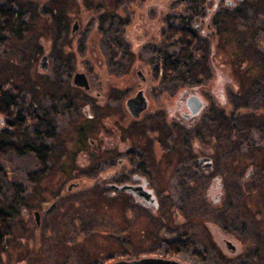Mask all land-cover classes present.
Instances as JSON below:
<instances>
[{
    "label": "flooded vegetation",
    "instance_id": "flooded-vegetation-1",
    "mask_svg": "<svg viewBox=\"0 0 264 264\" xmlns=\"http://www.w3.org/2000/svg\"><path fill=\"white\" fill-rule=\"evenodd\" d=\"M226 1L122 3L105 29L90 18L82 58L88 71L76 66L60 97L63 112L87 124V136L79 143L68 132L64 161L50 164L58 171V188H52L58 204L91 192L99 209L117 210L122 224L135 212L166 219L164 248L175 236L169 219L192 205L201 212L208 207L214 220L202 222L206 242L199 250L192 245L198 254L186 251L201 264H264V40L253 37L261 50L250 44L226 50L223 14L235 10ZM80 24L72 22V37ZM95 39L103 53L94 49ZM56 62L58 74V51ZM76 72L85 74L88 88L72 82ZM2 119L0 125L10 127ZM175 202L187 205L176 209ZM8 203L12 213L14 199ZM43 208L42 214L20 210L31 218V240L58 227V206ZM7 220L10 230L13 217ZM158 250L159 244L143 257L174 256Z\"/></svg>",
    "mask_w": 264,
    "mask_h": 264
},
{
    "label": "rangeland",
    "instance_id": "rangeland-1",
    "mask_svg": "<svg viewBox=\"0 0 264 264\" xmlns=\"http://www.w3.org/2000/svg\"><path fill=\"white\" fill-rule=\"evenodd\" d=\"M149 2L156 3L161 0H149ZM249 3L250 7H254V4L264 5V0H250ZM6 4H9L19 14L16 27L20 29L19 35L16 37L6 35L0 28V37L3 39L0 41V88L9 90L15 95L14 111L20 112L25 117L31 112L36 115L33 125L26 128V135L30 134L33 128L44 130L45 121L48 118L53 120L52 127L55 129V138L53 140L37 138L35 144H52L58 148L59 153L62 148L65 149L68 146V132L74 131L73 128L78 125V121L71 118L69 111L63 112L66 106L60 98L66 88L68 75L58 71V77H55L58 46L65 45L64 47L68 49L67 44H63L62 41L67 38V34L62 40L56 39L54 42L39 33L38 13L41 12V9L46 8L48 4L46 0H0V5ZM69 4L71 11L79 15L81 23L77 37H71L69 40L72 64L80 66L86 51L84 48L86 36L92 29L93 22L90 18L94 11L87 9L86 4L88 3L84 0H70ZM245 16L244 20L237 21L236 27L240 31H250L252 39L249 42H242L241 46L250 44L252 49L261 50L253 37L258 36L264 40L263 9H249L245 12ZM31 22H34L32 26ZM24 25L25 27H23ZM94 41L96 42L93 46L94 49L96 47L95 50L100 49L99 51L103 53L106 48L97 39ZM233 49L231 45L226 48L228 51ZM41 54H46L48 58V68L45 74H41L38 68ZM81 70L87 73L88 68L82 65ZM100 73L99 69L92 72L89 78L90 82L94 81L92 77ZM51 108H55L57 113L53 114ZM43 114H46L47 117H44ZM55 158L54 152L50 154L48 167L51 169L35 186L30 185L25 179L28 173L38 169L37 159L34 155L30 153L17 155L14 152H9L3 160H0L2 194L0 206L3 200H15V191L19 188H23L21 196L25 203V205L17 207L16 217L10 223V234L5 241L0 264H16L20 259L23 264H91L104 260V262L110 263L117 259L128 260L148 255L151 253L150 249L155 248L157 244L162 250H158L156 253H163L165 248L160 244L159 239L162 234L161 229L164 227V223L161 221H166V219L152 218L146 212H142V214L135 212L131 215L128 214L126 224H122L125 220L120 218L121 215L117 210L99 209L91 192H84L58 204L52 188V186L58 188V171H55V167L50 165H56ZM45 204L58 206V227L55 226L51 236L41 235L36 241L31 240L33 236L31 218L28 213L22 216L20 210L30 208L42 214ZM185 205H187L186 202L174 203L176 209ZM101 207L105 208L103 205ZM60 208L63 211H60ZM184 210H180V215H174L169 219V223H166L170 232L175 235L173 238L170 237L171 235L168 238H190L195 248L199 250L200 245L206 242L202 222L203 220H214V211L207 207L206 211L201 212L193 205L192 208H184ZM189 210L190 213H188ZM205 212L206 214H204ZM63 216H66L64 222H62ZM135 216L143 217L135 220L133 219ZM72 217L75 218L74 222H71ZM241 217L248 218L250 216L243 215ZM240 224L239 221L238 226ZM144 225L146 229L142 234ZM36 234L38 236L40 233L36 232ZM29 239L31 240L30 244ZM151 242L154 244L151 245ZM106 257H110V259L112 257L110 262ZM168 258L186 264H201L198 256L191 255L189 251H183L179 255Z\"/></svg>",
    "mask_w": 264,
    "mask_h": 264
},
{
    "label": "trees",
    "instance_id": "trees-1",
    "mask_svg": "<svg viewBox=\"0 0 264 264\" xmlns=\"http://www.w3.org/2000/svg\"><path fill=\"white\" fill-rule=\"evenodd\" d=\"M48 4L44 10L41 9V12L38 13V18L40 20V30L39 33L44 36L46 39L56 41L62 40L65 38L67 34V38L63 39V44H67L68 49L64 46H58V70L61 73H68L67 82H70V72L74 71L76 68L75 64H72L71 53L69 50V40L73 36L70 34L69 25L74 20L79 19V15H77L74 11L70 9V0H46ZM88 4H86L87 9H91L94 11V14L91 17L95 21L100 22L101 28L105 29L108 25L112 24L113 19L117 17L115 13L119 8V4L122 3H133L135 0H84ZM250 0H227L225 3L226 7H233L235 10L231 12L226 9L223 14V40L224 45H231L233 48L239 46L240 49H247L245 46H241L242 42L247 40L251 33L246 31H240L237 29V21H242L246 18L245 12L249 9L258 10L263 9L264 5L254 4V7H250ZM19 18V14L16 10H14L9 4L0 5V28L9 36H18L19 29L17 28V20ZM34 22H31L32 26ZM25 27V25L23 26ZM2 37H0V41H2ZM229 41V42H228ZM226 46V48H227ZM85 48V47H84ZM42 55V54H41ZM40 55V56H41ZM57 57V54H56ZM40 71V70H39ZM41 74L42 73L40 71ZM55 77H58L57 74V62H56V71ZM59 73V72H58ZM68 92L67 89L64 90V93ZM63 98L68 101L70 98L66 95ZM15 105V95H12L10 91L4 90L0 88V122L4 121L3 118H7L9 120L10 127H3L0 125V160H3L9 152H14L17 155H23L26 153H30L34 155L37 159L38 169L34 172L28 173L26 175V181L30 185H37L41 182L42 177L50 170L48 167L49 156L54 152L56 158L55 161L58 163L60 161H64L61 159V154L64 149H61V152L58 153V148L54 145H45V144H35V140L37 138H43L48 140H53L55 138V129L52 127L53 120L48 118L44 125V130H39L38 128H33L31 133L26 135V128H29L33 125L36 120V115L33 112L28 113L26 117H22L21 113L18 111H14ZM51 112L56 114L57 111L55 108H51ZM44 117H47L46 114H43ZM1 122V123H2ZM5 126V125H4ZM74 136L77 138V141L81 143L84 138L87 136V124L85 122H78V125L73 128ZM70 141V136L68 137ZM68 141V142H69ZM80 146V144H78ZM65 148H68L66 146ZM55 163V164H57ZM58 169V168H57ZM55 171H57L54 168ZM23 188H19L15 191V200L13 206V212L10 213L8 210V201L3 200L2 205L0 206V237L6 236L4 240V244H0V261L1 256L3 254V250L5 248V241L7 236L10 234L8 217H16L17 207L21 206L24 203V198L21 196V191ZM27 191V189H25ZM1 189H0V197ZM10 213V214H9ZM193 242L190 238L184 239H168L166 242L165 254L169 255H177L183 251H186L187 248H192L193 254H198L196 249L193 248ZM109 259L110 257H106ZM105 258V259H106ZM106 259V260H107ZM132 259V258H131ZM118 260V259H117ZM22 259L17 260V263H21ZM105 261V260H104ZM101 261L100 263H91V264H107L106 262Z\"/></svg>",
    "mask_w": 264,
    "mask_h": 264
},
{
    "label": "water",
    "instance_id": "water-1",
    "mask_svg": "<svg viewBox=\"0 0 264 264\" xmlns=\"http://www.w3.org/2000/svg\"><path fill=\"white\" fill-rule=\"evenodd\" d=\"M78 24L75 21L72 25L71 32L73 33ZM38 68L42 73H45L48 68V58L46 54H42L39 57L38 60ZM72 82L80 87L88 88V80L84 73L82 72H76L73 74ZM36 222L38 221L39 214L38 212L34 213ZM23 264V263H18ZM108 264H183L182 262H179L177 260L173 259H162V258H156V257H141L138 259H129V260H116Z\"/></svg>",
    "mask_w": 264,
    "mask_h": 264
}]
</instances>
